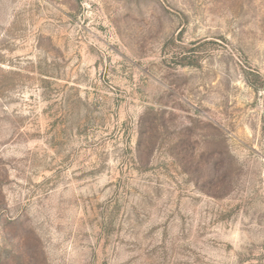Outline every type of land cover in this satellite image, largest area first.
I'll use <instances>...</instances> for the list:
<instances>
[{
  "label": "rangeland",
  "instance_id": "374dc122",
  "mask_svg": "<svg viewBox=\"0 0 264 264\" xmlns=\"http://www.w3.org/2000/svg\"><path fill=\"white\" fill-rule=\"evenodd\" d=\"M264 0H0V264H264Z\"/></svg>",
  "mask_w": 264,
  "mask_h": 264
},
{
  "label": "trees",
  "instance_id": "16d2710c",
  "mask_svg": "<svg viewBox=\"0 0 264 264\" xmlns=\"http://www.w3.org/2000/svg\"><path fill=\"white\" fill-rule=\"evenodd\" d=\"M263 85H264V80H263V82H261V84L257 85L256 88L262 87Z\"/></svg>",
  "mask_w": 264,
  "mask_h": 264
}]
</instances>
